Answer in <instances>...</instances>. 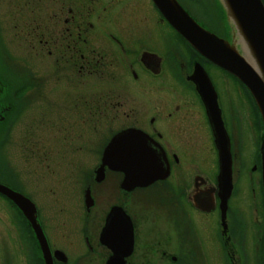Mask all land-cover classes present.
<instances>
[{
	"label": "flooded vegetation",
	"instance_id": "flooded-vegetation-1",
	"mask_svg": "<svg viewBox=\"0 0 264 264\" xmlns=\"http://www.w3.org/2000/svg\"><path fill=\"white\" fill-rule=\"evenodd\" d=\"M201 1L206 7L201 15L212 14L223 28L212 2L208 7ZM3 2L11 25L0 23V152L8 155L6 146L12 145V131L23 117L32 134L24 138L26 156L39 165L23 178L14 167L1 171L0 184L35 206L51 264H264V130L254 100L232 74L194 54L152 0ZM9 33L20 38L24 53L9 42ZM38 57L52 64L48 73L54 82L70 81L68 92L47 88L52 78L31 68ZM196 63L214 91L208 72L222 70L219 77L236 97L229 96L223 110L215 93L230 143L228 196L218 181L211 124L188 78ZM95 122L103 123L108 135L93 151L95 140L88 134ZM76 127L89 128L85 137H78ZM125 129L139 130L135 134L146 154L161 162L152 170L154 180L140 169H100L105 145ZM83 144V153L97 158L90 166L79 172L66 167L63 174L50 168L52 159H75ZM129 146L126 140L115 143L109 159H126ZM26 189L40 198L51 194L52 200L45 199L50 205H67L78 189L80 216L71 223L80 242L63 236L58 224L51 239L37 209L41 202ZM244 189L254 217L249 233L243 220L246 199L238 203ZM59 239L72 246L70 253L56 246ZM0 264H46L27 217L3 194Z\"/></svg>",
	"mask_w": 264,
	"mask_h": 264
},
{
	"label": "water",
	"instance_id": "water-1",
	"mask_svg": "<svg viewBox=\"0 0 264 264\" xmlns=\"http://www.w3.org/2000/svg\"><path fill=\"white\" fill-rule=\"evenodd\" d=\"M214 2L223 12L224 19H222L221 26L224 29V37L212 33L209 28L199 24L197 19L189 15L187 9L183 8L177 0H152L160 16L167 20V24L176 30L175 32L183 40H186L193 50H196L205 60L211 61V64L240 80L255 101V107L259 111L264 130V4L261 0H214ZM239 37H242V47L237 40ZM193 71L188 78L194 83L195 91L199 93L205 113H207L208 123L211 124L213 142L218 155V169L220 170L218 181L219 184L222 182L223 194L228 196L231 188V175L228 172L231 167L230 143H228L227 133H225L224 123L220 116L221 112L217 106L216 91L205 74L206 72L198 63L194 65ZM138 132L141 134L136 129H125V131L114 134L111 141L104 147L100 169L105 165L115 170H122L124 166L127 169H140L143 174L145 172L147 175L149 174L150 180H154L157 174L152 170L161 168L162 164L146 154V147L141 138L135 134ZM125 140L130 145L126 159L110 160L109 156L113 145ZM262 184L264 195V176ZM0 194L13 201L22 215L27 217L32 232L37 237L46 264H51L46 237L43 236L36 221L35 206L25 196L19 195L2 184H0ZM58 253L61 252L58 251Z\"/></svg>",
	"mask_w": 264,
	"mask_h": 264
},
{
	"label": "rangeland",
	"instance_id": "rangeland-1",
	"mask_svg": "<svg viewBox=\"0 0 264 264\" xmlns=\"http://www.w3.org/2000/svg\"><path fill=\"white\" fill-rule=\"evenodd\" d=\"M181 6H183V8L187 9V12L189 15H191L192 17L196 18L198 23L201 24L202 26L209 28V30L214 33L217 34L220 37H224V32H223V28L219 27V25H217L216 23L214 24V18L211 15H205L202 16L200 13V9L197 8V2H191L190 0H177ZM205 2L207 3V6L209 7V4H213V7H215V9H217V7L215 6V2L214 0H205ZM3 6V7H2ZM0 7H2V9L0 10V12L2 13V16L0 15V23L2 25H11V21L9 20V17H7L6 11L8 10L9 6H7L6 3L2 2L0 3ZM210 10V9H209ZM198 11V12H196ZM4 12V13H3ZM200 13V14H199ZM215 15L218 17V13L215 12ZM219 19H221L220 17H218ZM222 20V19H221ZM217 28H220L219 30ZM9 42L12 43L14 46H18L20 48V51H22L23 53L25 52V48L20 40V38L18 36H16L14 33H9ZM6 49L9 50V48L6 46ZM17 54V51L16 53ZM20 55V54H17ZM21 56V55H20ZM40 58V59H39ZM45 59V58H43ZM41 57H38V59L36 61L33 62V64L31 65V68H33V71L37 74L39 72H47L48 77L52 78L49 79L46 83L47 88L49 89V87H51L53 90H64L68 92V90L70 89V81H64V80H59V82H54L55 78L52 76L51 73H48V71H52V64L50 63V61L48 60H43ZM46 61V63H43L42 61ZM40 61V62H38ZM7 66V65H6ZM6 66L4 67L6 69ZM12 66V65H11ZM8 68V66H7ZM7 70V69H6ZM13 70V69H11ZM45 70V71H44ZM209 70V67H208ZM222 71V70H220ZM219 69H215V67H211L209 70V76L211 77V80L214 82V86L216 88V91H218V102L220 107L223 108V110L227 109V104H228V97L231 96L232 99L236 100L235 95L233 94L232 91L228 90V87H225L223 84V81L221 80V74L219 77ZM53 72V71H52ZM55 74V73H54ZM242 87V86H241ZM243 88V87H242ZM244 93L247 94V91L245 89ZM54 92V91H53ZM238 92V91H237ZM236 92V93H237ZM55 93V92H54ZM243 93L237 95V100L241 102V98H242ZM248 95V94H247ZM51 109V108H50ZM49 109V110H50ZM55 109L52 108V113L53 116H50V119H54V113H55ZM50 113V112H48ZM49 118V117H48ZM118 120V118H117ZM98 121V120H97ZM100 121V120H99ZM101 122V121H100ZM26 119L25 118H21L19 120V123L15 125L16 128H14V130L12 131L13 135H12V145L9 144L8 146H6V150L8 152V155L4 154L3 151L0 152V172L4 171L6 172V170H9L10 167H14L16 170H18L19 172H21V177L23 178V174H25V172H27L28 170L34 171L38 168V161L33 160H29L27 159V152H26V144L24 143V138L28 135H30L31 133L27 131L26 127ZM49 126V125H47ZM102 126V127H101ZM78 128V132L79 133V138H83L86 135V131L89 130V128L86 127H76ZM64 129V128H62ZM91 130H89V134L88 136L91 139H94V146H92V150H96L97 148H99V144L103 143L104 140H106V136L108 135V128L104 127L103 123H94L93 128H90ZM50 131V130H49ZM32 135V134H31ZM34 137H38V135L33 134ZM51 136V134H50ZM86 146V144H83V146L79 147V153H76L74 155L73 160H56V159H52L51 161H48V163L50 164V168L56 166L58 169H60L61 173H65L63 172V169L66 168L67 170H70L71 168L74 169L76 168L75 172H79L82 170V168L87 167V165L89 164V166L94 163V160H96L97 158L95 157L93 159V157L88 158L86 156V154L83 153V148ZM7 157V158H6ZM8 164V165H7ZM11 165V166H9ZM36 168V169H35ZM26 191L32 195L31 199L37 200L39 202H41V204L37 203L39 207H37L38 212L40 214V216H42L41 221L44 222V218H45V224L47 225V227L45 228V230L47 231V235L53 239L52 235L55 232V229L57 227L58 230H60L61 232H63V236H68L69 240H71V242L77 244L80 242V235L78 234V232L75 229V226L73 227L71 221L74 220V218L77 221L78 216H80V204L78 202V189H75L71 195H69V200L67 201V205H50L48 202H46L45 199H47L48 201L52 200L50 196L51 194L46 193L47 197L46 198H40L41 196L39 195V193L36 190H30V189H26ZM243 194H245V197H242V195H238V203L241 204V201H243L244 199L245 202L242 205L243 208L245 209L243 211V217H244V223L246 224L247 232H250V225L252 224V218H254L252 216V214L250 213L248 206H247V202L250 200L251 195H248L247 191L244 189L243 190ZM248 199V200H247ZM63 202V201H62ZM67 206V207H66ZM247 207V208H246ZM51 216V218H47ZM43 219V220H42ZM50 220V223H49ZM61 222V224H60ZM56 224H58L56 226ZM66 237L62 238L64 240ZM64 240L59 239L56 246H59L62 248V250L66 251V252H71L72 251V246L68 245V243H66ZM77 248H82V246H79Z\"/></svg>",
	"mask_w": 264,
	"mask_h": 264
},
{
	"label": "trees",
	"instance_id": "trees-1",
	"mask_svg": "<svg viewBox=\"0 0 264 264\" xmlns=\"http://www.w3.org/2000/svg\"><path fill=\"white\" fill-rule=\"evenodd\" d=\"M190 1H193V2H197V8H199L200 9V12H206L205 10H206V7H204V2H202L201 0H190ZM261 2H262V4H264V0H261ZM210 6V5H209ZM215 6L217 7V12L219 13V16L220 17H222V19H224V17H223V12H221V8H219L218 6H217V4L215 3ZM221 20V19H220ZM221 23H222V20H221ZM176 37L179 39V40H181V41H183V43L190 49V50H192L193 51V53L194 54H196V55H198L197 53H196V50H193V49H191V47L189 46V44L186 42V40H183L180 36H178V34L176 33ZM206 62H208V63H210V61H206ZM229 74V73H228ZM230 75V74H229ZM232 76V75H231ZM233 79H235L234 77H232ZM235 80H237V79H235ZM237 82L238 83H240V85H242V87H243V89H245L244 88V86H243V84H241V82H240V80H237ZM246 90V89H245ZM247 91V90H246Z\"/></svg>",
	"mask_w": 264,
	"mask_h": 264
},
{
	"label": "bare ground",
	"instance_id": "bare-ground-1",
	"mask_svg": "<svg viewBox=\"0 0 264 264\" xmlns=\"http://www.w3.org/2000/svg\"><path fill=\"white\" fill-rule=\"evenodd\" d=\"M241 39H242V37H239V39H237V40H238V42L241 44V47H242V46H243V45H242L243 42H241V41H242Z\"/></svg>",
	"mask_w": 264,
	"mask_h": 264
}]
</instances>
